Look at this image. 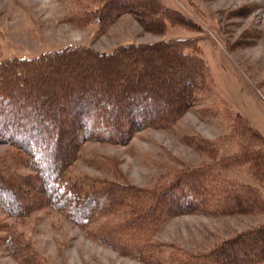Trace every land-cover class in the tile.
I'll return each mask as SVG.
<instances>
[{"label":"trees","instance_id":"1","mask_svg":"<svg viewBox=\"0 0 264 264\" xmlns=\"http://www.w3.org/2000/svg\"><path fill=\"white\" fill-rule=\"evenodd\" d=\"M75 2L71 19L77 24L102 26L125 13L157 34L165 33L169 24H192L162 0ZM192 39L122 43L110 51L68 44L38 56L0 61V144L8 145L0 154V211L6 214L0 215V244L5 243L18 264L38 263L30 243L5 218L23 220L46 207L82 228L127 209L122 219L109 218L90 233L147 264L264 262V225L180 258L163 252L168 245L149 235L179 214L261 210L262 199L251 184L209 181L201 168L184 167L168 182L144 188L124 178L80 176L71 169L87 141L126 144L145 128L169 129L198 97L214 92L210 68ZM243 123L235 118L233 130L260 137ZM251 144L242 146L237 161L264 159V147ZM21 167L30 171L21 172Z\"/></svg>","mask_w":264,"mask_h":264},{"label":"rangeland","instance_id":"2","mask_svg":"<svg viewBox=\"0 0 264 264\" xmlns=\"http://www.w3.org/2000/svg\"><path fill=\"white\" fill-rule=\"evenodd\" d=\"M191 19L190 27L168 25L163 34L146 30L131 13L100 26L71 18L75 0H0V61L33 57L68 44L110 51L131 42L193 38L211 71L214 92H207L169 129L145 128L126 144L87 141L71 169L76 175L122 180L151 188L168 182L184 167L201 168L209 181L251 184L261 210L213 215L189 212L168 218L150 236L168 245L163 252L208 251L217 243L264 225V159L236 156L246 143L264 147V0H162ZM240 118L260 137L233 130ZM200 147L198 148V146ZM8 149L0 144V154ZM258 164V165H256ZM21 172L30 171L26 167ZM257 170V174H252ZM104 216L122 219L127 209ZM124 211V212H123ZM1 216L6 214L1 210ZM16 229L38 264H147L121 253L90 233L102 222L82 228L53 208H41L23 220L5 218ZM171 245V246H170ZM257 264H264L257 261ZM0 264H18L5 243Z\"/></svg>","mask_w":264,"mask_h":264}]
</instances>
